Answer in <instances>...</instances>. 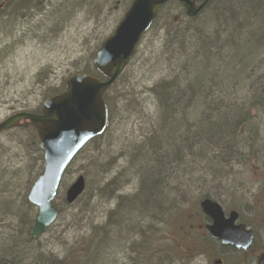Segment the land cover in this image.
Wrapping results in <instances>:
<instances>
[{
	"label": "rangeland",
	"instance_id": "1",
	"mask_svg": "<svg viewBox=\"0 0 264 264\" xmlns=\"http://www.w3.org/2000/svg\"><path fill=\"white\" fill-rule=\"evenodd\" d=\"M73 1L71 11L58 16L55 10L63 6L59 0L24 11L20 17L13 15L10 0H0V123L20 112H40L45 100L66 90L69 78L91 72L96 52L133 2ZM169 4L115 85V116L106 132L67 169L54 203L61 211L57 221L31 246L52 262L80 253L81 247H89L92 236L99 237L100 230L104 234L90 247L85 264H148L149 260L150 264H216L218 260L255 264L264 251V223L259 220L264 214V101L257 102L258 94H264V43L241 68L228 72L219 62L211 68L220 75L213 90L215 106L231 107L238 116L232 130L236 143L225 150L222 163L213 157L216 145L205 139L184 160L168 162L161 188L168 197L167 210H145L136 204L142 197V183L133 176L139 168L133 157L156 139L161 114L152 90L186 74L185 58L173 45L172 28L180 11ZM249 50L245 47L242 53ZM31 143L24 134L0 137V183L8 178L6 173L19 169L10 188L0 193V202L7 206H0V263L6 262L5 257L23 264L10 253V238L17 236L23 218L32 217L34 223L37 215L28 195L43 173L44 161L29 149ZM80 176L86 179L85 193L68 206L63 198ZM212 195L228 211L254 218L258 243L249 253L222 246L200 227L204 223L200 202Z\"/></svg>",
	"mask_w": 264,
	"mask_h": 264
},
{
	"label": "trees",
	"instance_id": "2",
	"mask_svg": "<svg viewBox=\"0 0 264 264\" xmlns=\"http://www.w3.org/2000/svg\"><path fill=\"white\" fill-rule=\"evenodd\" d=\"M49 1L57 0H10L9 4L14 8L13 15L21 17L25 14L24 11L37 9ZM66 1L59 0L63 6H57L55 10L57 16L62 11L70 12L71 8L75 6L73 0L68 5H66ZM169 3H173L171 6L174 10L180 11V14L175 17L177 24L172 28L174 30L173 45L185 58L184 66L181 65L185 68L186 74L180 81L174 79L169 84H161L152 90L161 113L158 131H155L153 135L156 139L153 140L150 148L147 147L148 150L141 148L139 156L133 157L139 166L133 176L136 174L142 183L140 188L142 197L136 204H142L141 207L145 210L164 209L165 207L167 210L168 197L162 193L161 188L164 185L163 180H166L163 175L167 172L168 162L178 163L180 157L184 160V156L192 153L193 147H199L205 139L216 145V154L213 157L216 163L219 165L222 163L225 150L230 147L232 142L236 143V137L232 130L237 124L238 116L231 107H226L225 110L220 106L221 104L215 106L213 90L218 86L215 82L217 83V78L219 79L220 75L218 72L211 71V68L216 62L225 63L224 66L227 67L228 72L241 68L242 65H245L251 52L257 51L264 43V0H213L194 19L186 16L185 10H181L178 1L172 0ZM162 16L163 10L156 21ZM245 47L250 49L247 54L242 53ZM187 52L191 54L188 55ZM223 56L226 59L223 60ZM124 72L118 80L124 75ZM84 74L103 79L95 68ZM116 83L105 95L110 120L115 116L113 104ZM258 96L259 101L257 102H260L261 105L264 101V94L261 93ZM12 133L29 136L32 141L28 145L29 149L31 148L43 162V153L40 150L34 129H14L1 134L0 137ZM221 146L226 147L222 148ZM140 166H142L141 169ZM134 167L137 166L134 164ZM18 173L19 169L14 173H6L8 178L0 183V193L10 188L12 179L14 180ZM212 197L213 195L205 196L203 200H213ZM63 201L66 204L64 198ZM0 206L2 209L7 207L3 202H0ZM31 207L34 209L32 205ZM32 224V217L29 220L23 218L17 236L10 238L11 248L9 251L13 257H17V260L23 261V264H27L30 260L35 261L30 264H85L87 261L89 263L88 251L90 247L92 245L95 247L96 240H101L102 234H104L100 230L99 237L94 235L91 237L90 243L87 242L89 247H81L80 253L72 252L67 260L52 262L49 255L38 254L31 249L32 244L40 238L33 240L30 237ZM12 260L9 261L5 257L2 259L9 264H13L14 260ZM149 262L148 264H150Z\"/></svg>",
	"mask_w": 264,
	"mask_h": 264
},
{
	"label": "water",
	"instance_id": "3",
	"mask_svg": "<svg viewBox=\"0 0 264 264\" xmlns=\"http://www.w3.org/2000/svg\"><path fill=\"white\" fill-rule=\"evenodd\" d=\"M172 0H133L114 34L96 52L93 65L103 79L76 74L68 79L66 91L44 101L39 114L20 112L0 123V134L13 129H34L43 153L44 170L34 182L28 201L37 210L30 237L43 236L57 221L55 206L65 173L78 154L108 126L105 95L113 87L136 54L161 10ZM190 19L198 17L213 0L198 4L196 0H177ZM86 180L80 176L67 190L65 202L75 204L85 193ZM204 215L212 220L207 230L225 246L247 250L253 234L244 226H235L238 214L226 219L221 206L212 200L200 204ZM0 264H9L1 262ZM217 264H221L220 262ZM257 264H264V253Z\"/></svg>",
	"mask_w": 264,
	"mask_h": 264
},
{
	"label": "flooded vegetation",
	"instance_id": "4",
	"mask_svg": "<svg viewBox=\"0 0 264 264\" xmlns=\"http://www.w3.org/2000/svg\"><path fill=\"white\" fill-rule=\"evenodd\" d=\"M212 201H214V202H216V203H218L221 207H222V209H223V211H224V213H225V216H226V218H228L229 217V215L232 213V212H237L238 214H239V220L237 221V223H236V225H244L245 226V228L247 229V230H249V231H251V233L253 234V244H252V246L249 248V250H241V249H237V248H235V247H232L234 250H237L238 252L240 251V254H245L246 252L247 253H249V251H251V250H253L256 246H257V243H258V236H257V231H256V229L254 228V226H253V221H252V219H254L253 217H248V216H241V214L237 211V210H233V211H228L227 209H225L224 207H223V203L220 201V200H212ZM204 218V223L200 226V227H202V229H205L206 230V234L208 235V231H207V227L209 226V225H211L212 224V220L210 219V218H208V217H203ZM261 222H263L264 223V214H263V218L262 217H260V219H259ZM206 223V224H205ZM209 236V235H208ZM263 238H264V236H263ZM213 240V239H212ZM264 240V239H263ZM263 242V244H264V241H262ZM229 247H231V246H229ZM264 252V251H263ZM262 252V253H263ZM261 253V254H262ZM260 254V255H261ZM259 255V256H260ZM259 256L256 258V261H255V264L257 263V260H258V258H259ZM218 262H220L221 264H224V261L223 260H218ZM243 262H246V261H244L243 260ZM242 264H245V263H242Z\"/></svg>",
	"mask_w": 264,
	"mask_h": 264
}]
</instances>
